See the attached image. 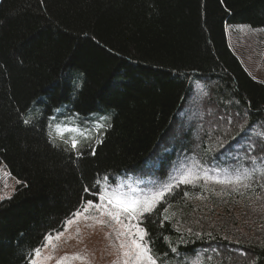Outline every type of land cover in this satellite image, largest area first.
<instances>
[{
    "label": "trees",
    "instance_id": "obj_1",
    "mask_svg": "<svg viewBox=\"0 0 264 264\" xmlns=\"http://www.w3.org/2000/svg\"><path fill=\"white\" fill-rule=\"evenodd\" d=\"M226 26L264 29V0H0V166L20 181L0 264H29L104 178L222 170L239 183H176L141 217L146 241L158 264H264V82ZM59 110L85 133L55 132Z\"/></svg>",
    "mask_w": 264,
    "mask_h": 264
},
{
    "label": "rangeland",
    "instance_id": "obj_2",
    "mask_svg": "<svg viewBox=\"0 0 264 264\" xmlns=\"http://www.w3.org/2000/svg\"><path fill=\"white\" fill-rule=\"evenodd\" d=\"M226 37L230 50L238 58L248 75L253 80L259 83H263L264 29H251L248 26H226ZM65 113L66 111L59 110L55 114V119H58L59 121V123L55 126V132L58 133L64 130L65 132L71 133L73 137H77L78 135H82L83 133H85V130L78 133L73 126L77 119L68 116ZM60 115L64 116L61 117ZM210 118H213V116H210ZM188 123L189 121L184 123V127L188 126ZM209 127L210 126H208L206 129L207 132ZM184 129H188V127H185ZM92 130L94 134H97V131L95 129ZM178 132L179 130L176 131V133ZM202 132L203 131H196L193 133L194 141H198V138H202L205 136ZM197 135H199V137L196 139ZM85 137L87 141H89L88 136L85 135ZM201 141L202 140H200V142ZM224 142L225 141L223 140L219 143H222L224 145ZM218 148L219 146H217L212 152L219 151ZM158 155V153L154 154V156ZM145 163L146 164H144L142 170L154 168L157 164V159L151 158L150 160L145 161ZM213 173L218 174L214 171H210V175H212ZM219 173H224L227 176H237V170H233L232 172L222 170ZM172 177L173 178H170L169 181H166L163 186L160 182H156V187L162 190L165 185L170 184L174 186L181 178V176ZM190 178L192 179V182L189 183L190 185L199 184L200 180L202 179H194L196 178L195 176H190ZM114 179V183H109L104 178L100 182L99 193L102 189H105L108 192H112L113 190H115L134 197L149 195L148 189L145 186L149 183V181L145 180L135 172L129 173L127 175H117L114 176ZM205 179H207L205 180V185H209L205 186L207 188H210L213 185L216 186V188L219 187L218 185H226L216 182L217 178L215 176H211L210 178ZM16 186L17 183L14 181V179L9 175V173L3 166H0V196L7 197L0 200V202L10 198L13 195ZM154 192H156L155 189L150 190L151 194ZM167 193L168 192H165V194ZM99 202L100 201L97 195L96 201L94 203ZM88 215L95 217V219H84V217L76 219L75 223L67 226V230H65V227H63V229L60 231L63 232V236H61L59 240L53 241V243H55L56 245L54 249L51 246L41 249L42 257H52L51 259L43 260V264H57V261L60 259V257L66 255L72 256L74 254H80L82 257H84V259L70 260L66 262V264H122L123 257L121 255L120 242L121 240H124L126 238L117 237V232L122 231V229H120V226L117 225L115 221L110 220V218L106 216H100V214L94 209L90 210ZM101 220L105 221V223L97 222ZM125 223L135 224L136 221L125 220ZM55 234H53V236H55ZM194 263H197V261Z\"/></svg>",
    "mask_w": 264,
    "mask_h": 264
},
{
    "label": "snow or ice",
    "instance_id": "obj_3",
    "mask_svg": "<svg viewBox=\"0 0 264 264\" xmlns=\"http://www.w3.org/2000/svg\"><path fill=\"white\" fill-rule=\"evenodd\" d=\"M25 124H29V119H24ZM100 141L97 140V143ZM67 143V141H66ZM77 140H71V147L73 149L77 148ZM93 155L95 154V149H92ZM79 155V153H78ZM208 178V177H205ZM241 177L237 175L235 178L226 176L224 179H217L216 182L222 184H236L239 183ZM190 173L182 176L178 183L188 184L191 183ZM20 183V181H17ZM99 183V181H97ZM172 185H165L160 191H156L151 195H144L142 197H134L126 195L119 191L113 190L108 192L102 189L98 194L99 203H94L93 200H86L81 204L75 212L71 214L64 222L65 230L67 226L76 222V219L84 217V219H95V217L89 216L90 210L94 209L100 214V216H106L110 220L115 221L117 225L120 226L122 231L117 232V237H125L126 239L121 240L120 249L121 255L123 257L122 264H158L157 257L153 254L152 248L149 247L148 242L145 240L147 232L144 228L140 227L141 217L145 213H151L156 208L157 203L162 200L165 196V192H170ZM84 191L87 193L89 189L85 187ZM95 195V194H94ZM7 197L0 196V200ZM167 212V209H165ZM75 218V219H74ZM127 221H136L133 223H125ZM99 223H105V221H97ZM63 236V232L57 231L55 236L51 233L46 235L44 241L41 242V247L33 249L34 255H31L29 264H43V260L51 259V256H41V249L51 246L53 249L56 247L54 240H59ZM167 239V237H165ZM173 252L176 251L175 248L172 249ZM80 254H74L72 256H62L57 261V264H66L70 260H83ZM161 264L163 262L161 261Z\"/></svg>",
    "mask_w": 264,
    "mask_h": 264
}]
</instances>
